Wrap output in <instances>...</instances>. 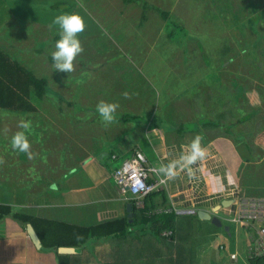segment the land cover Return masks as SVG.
Instances as JSON below:
<instances>
[{
    "label": "crops",
    "instance_id": "1",
    "mask_svg": "<svg viewBox=\"0 0 264 264\" xmlns=\"http://www.w3.org/2000/svg\"><path fill=\"white\" fill-rule=\"evenodd\" d=\"M74 1L76 2H74V5L71 3L66 7L68 13H77V9H83L81 0ZM227 1L229 2L226 7L230 9H234L236 4H238L237 0ZM20 2L21 0H0V48L7 54V59H9L8 61H5L6 64H10L12 61L19 62L25 71L30 72L33 76L39 79H43L46 82V85L43 89H41V94H38V91L34 88L33 84L25 79L26 86L23 88L22 85H20L19 87L24 92H18L15 88L12 89V92H9L10 84L5 77L6 72H0V76L2 78L4 77L3 79L5 80V85L3 86V96L0 97L3 101H0V112H11L12 120H14L11 121L13 122L12 125L10 124L11 122L3 123L6 118L0 116V127H10L9 129L12 134H15V132L18 131L16 128L19 120H28L30 118V120L34 122L32 125L33 127L39 122V120H41V126L46 128L42 131L40 143H44L47 148V146L53 147L57 142V153H52L42 159L37 156L39 152L34 148L36 144L33 142L31 144V151L34 154V158H29L27 153L14 151L11 146L6 148L2 146L0 147V150L2 151H0V158H3L4 160V164L0 165V211L5 212L6 209L8 210L7 215L0 218V264H193L191 259H193V261H196V259L189 257L188 248L181 250L178 259L175 258V253L171 251L170 253L174 255V258L172 259L169 255L171 262L169 260V262L164 261L168 256L167 252H164L159 247L161 244L160 242L155 241L146 232L134 233L133 240H131V236L129 235L124 239L122 238L119 240L111 238L91 241L88 243V246H85L82 249L72 247L76 250V252L72 254H63L60 252V248H65V246L58 248V254L56 252L42 251L41 248L37 249L33 245L26 232V225L30 224L39 238L38 231L41 229L39 223L44 221L53 222V224H57L58 226L71 224L73 227H87L124 217L132 218L131 212V217H128V212L126 211V205L130 203L129 200L125 199V196L113 182L112 172L116 167H112V163H121L123 159L131 156L134 150H140L144 153L145 148L142 147L143 142H145L148 147V149L145 150L146 153H144L148 162L152 166L158 167L160 165L158 157L168 155L169 149L172 145H176L178 147L184 143L191 142L196 135H200L202 137L201 143L212 146L221 154V156H223L222 159L224 161V165L221 170L223 173L215 174L213 172V174H208L206 177L208 190L211 191H216L222 188V184L225 182V179H223L221 174L227 175L230 180H234L235 177H233L234 175H232V173L235 172V175L241 174L239 168L243 167V165L248 164L250 167L259 170V165H262L264 160V147H262L264 144H261L262 146H259L258 144V141H260L258 137L260 135L264 136V128L261 126L263 122H260V124L259 121L261 120L259 118H254L251 125H245L246 130L239 128L242 127V125L238 126V129H240L238 132L241 136V143L237 141L236 137H233L234 135L230 136L227 133H221V124L218 122L216 123L212 121L209 117H207L209 119H202L203 114L205 115L203 111L207 110L203 103L207 99L212 100V103L217 102L218 107H215L216 113L230 115L231 108H234L238 113L235 122L239 121L238 118L244 119L243 117L254 107L246 109L239 104L240 102H235V104L233 103L234 106L231 105V108H226L227 104L225 106L226 109L223 108L221 106L220 99L221 89L217 86L221 84V81H219L218 84L207 82L205 84L207 87L204 86L205 88L202 89V93L198 94L197 92L194 95L199 99L198 103H194L197 106L195 107L192 103L191 105H187L185 102L186 99L184 100V96L186 95L187 97L189 94H183L184 92L179 90L178 87H175V90L173 91L174 86L181 85L180 83L184 78L188 79V72L191 71L187 65L182 64V53L180 49L173 54V58L165 61L161 60L160 58H162L163 53L160 47L157 46L159 45V42L157 43L156 41L158 39L157 36V39H154L153 41L149 40L152 44L154 42L155 47L157 46L158 48L157 53L159 56L158 61L157 56L155 59V69L147 67L140 68L136 65V62L142 63V61H144V57L141 56L140 53H138L137 56L133 54L136 57V61L132 56H129L128 53H131L130 50L133 52L136 47L133 45V41L128 38V32L123 35L113 33V35H111V37H114L113 39H111L110 35H106V40L104 42L105 52L102 59L96 58L98 53H96V49L95 47L93 48L92 45L89 47L95 49L93 52L83 51L77 56V58H79L82 55V59L85 61V64L92 65L87 67V73L89 75H87V80L84 81L83 84L77 85V88H79L78 94L82 95L85 93L87 96L92 95L93 97L90 98V102L93 106L97 105L99 100L106 101L102 98H97L98 95L101 94L100 90H103V88H101L102 84L96 82V79H98L99 76L104 79L108 73L107 77H110L116 83H114L111 89H109V92H107L108 95L111 96V98L108 97L109 99L107 102L119 104V108L116 113L130 112L133 114H129L127 116L122 115V117L117 120L115 118V122L113 124H108L110 125L109 127H111L110 130H102V133L96 131L97 134L86 136L88 138H84L82 136H72V134L67 137L63 130L64 122L61 121L60 118L50 117V115L46 113L47 111L39 110V107L33 104L36 99H38L37 102L40 100V102H42V99L45 97L46 87L53 86L56 81H59L58 78L62 79L59 71H55L53 68V60L51 58V52L55 50L54 43L59 38L56 37L55 42H53L51 47H49L48 60H43L36 55L41 54L43 50H41L39 46H34L33 41L22 50L21 45L18 44L16 47L9 43V40L12 37H16L15 34H11L10 37L4 34L6 30L10 32L17 28H25V26L13 24L16 23V16H19L16 7L18 5H23L20 4ZM154 6L158 9L157 4ZM34 7L36 6L30 4V7L26 8L32 9ZM40 8L45 9L46 5H43V7ZM261 9L264 10L263 4L261 5ZM149 11L155 12L153 10H148L145 16L142 12V16H140L141 21L148 19L147 13ZM231 12H233V10ZM29 14H31L32 19L28 17L26 12L23 14V19L27 22L26 27L28 32L31 31L32 33L33 29L31 26H33V28L34 26H37L39 28L38 31L41 33L39 36L42 37L43 40L48 34L46 28L40 25L38 20H35L34 12ZM93 22L95 26H98L95 21ZM139 26H142V24L140 23ZM235 26L236 25L231 26L227 23H221V29H219L221 32L219 44L222 45V40H224L226 35L231 41L233 40L234 43L236 42L233 35L230 34L232 31H237ZM187 27L193 28V24H190ZM8 28L11 29L8 30ZM200 28L195 29L198 30ZM100 30L103 29L101 28ZM207 31L209 32V35H213L211 31ZM30 37L33 38L35 36L30 34ZM27 39H29L30 42V38L28 37ZM108 41H110L116 49L115 51L112 49V45H109ZM140 43L145 46L141 49L151 47V43H147L145 40H141ZM189 43L190 44L186 46V53H188L192 59H198L196 63L199 65H195V67L201 68L204 65V62H206L204 59L205 54L203 55L198 51L199 46H197L196 43ZM139 45L142 46L141 44ZM132 47L135 48L133 49ZM226 49L232 51V48ZM17 50H19V52H17ZM227 50H222L223 52H221V57L219 59L216 56L217 64L219 66L221 65V67L215 71L220 73L224 72L221 71V68H223L222 64H224L225 67L229 66L224 62L228 60L233 52L226 56L228 53ZM115 52L120 53L119 57H116L117 59L112 56ZM195 53L199 56L198 58L195 56ZM15 55L17 57H15ZM114 60L121 61L116 63ZM107 65L109 67L115 65L117 69L113 67V70H109ZM78 68H80V66L76 69ZM102 69H106L107 73H105ZM236 72L237 70H232L231 73L233 74H231V76H234ZM147 74L151 75L153 78L155 76L157 77L158 74L160 75L158 78L162 79L161 87L164 88L167 98L161 100V98L159 99L160 96L157 89L152 88L150 85L142 86V82L140 83L138 79L142 77L146 81ZM170 75L174 77H171ZM91 77L92 79L90 81ZM169 77H171L173 81H170ZM237 77L241 76L236 75V78H233L235 82H237ZM131 78H133L132 80H135L133 81L134 83L129 84L128 80ZM133 84L135 86L134 91L136 89L138 91L140 88L139 90L141 94H144V98L141 103L143 107L134 106L133 104L130 105L129 97L134 93L132 89L130 90L129 88L128 90L127 88ZM98 85L101 87H98ZM211 85H213L212 87L217 86L215 88L219 89V93L217 92L211 94V91H213V89L210 88ZM62 87L65 88L66 86L62 85ZM74 87L76 88L75 85ZM123 89H127V91H124ZM235 91L236 94L239 90L236 88ZM244 92L245 91L242 90L240 94L237 95L239 96ZM120 93L121 95L119 97L115 96V94ZM125 93L127 96L124 95ZM16 95H19L20 97H17ZM212 95H218L219 99H216V96L214 99H211ZM149 96L150 99H148ZM179 103H182L180 108H178ZM236 103L237 106H235ZM63 104L66 106L68 105L66 102H63ZM175 104H177L176 107ZM172 105H174V107H172ZM44 106L46 105L43 104L40 108ZM183 107L186 111H188L187 117L183 116L185 112L178 111L183 109ZM140 110H143V113L147 112L145 122L143 121L142 123L143 127L140 125L139 121L135 120L138 118ZM240 111H242L244 115H240ZM197 112L199 113L197 114ZM27 114H30L31 116L28 117L26 116ZM58 114H60V111ZM157 114L162 116L165 123L169 126V129H166V131L162 130L161 122L158 123L155 121ZM179 114L184 118H190L192 115L194 118L197 117V119L194 120L197 122L195 131H183L182 125L186 122H192L193 119L190 121H179ZM130 118L133 119L130 120ZM199 121H201V123ZM46 124H48V127ZM215 125H217V127H215ZM250 126H253V128ZM181 131L183 133H180ZM234 131L236 135L239 134L238 132L236 133V129H234ZM255 131L257 132L256 135H258V137H256ZM56 133H58L57 138ZM125 134L128 138L124 137ZM229 137L233 142L232 149H229V147L226 146L227 144L224 143V140L227 141ZM241 147L246 150L242 152ZM7 149L8 152L4 151ZM112 154L116 155L115 161L112 159L110 160V156ZM236 159H239V163H235ZM243 159L250 161L245 162ZM165 160V164L169 163L167 157H165ZM259 172L264 174V169L259 170ZM254 174L255 173L252 172L250 174L252 177L250 180V187H253L252 185H254L255 189H257L256 187L259 185L258 182L261 180H256ZM235 179L240 181L237 177ZM236 183H238L237 180ZM239 187L242 193L245 186L243 187L239 185ZM159 201L160 200L157 198L155 199V202L159 203ZM154 210H157L155 212L153 211L154 213H158L161 209L158 207ZM191 213L197 214V212L193 211ZM15 214L18 215L19 218L21 217L22 220H29L31 223L27 221L28 223L25 224V228L21 227L19 222L16 221L17 219H14L12 216ZM222 225L229 227V230L231 228V226L227 223H223ZM221 229L222 228H220V230ZM219 232L211 234L214 236L213 239L217 254H219L218 252H221L218 248V244H220L218 242L219 236L224 232L229 235L226 231L223 233L222 231L220 233ZM239 232L240 230H235L236 246L239 244V236H237ZM170 239V241L173 240L172 243L175 244L178 239L177 234L173 233ZM200 240L201 237L197 242L200 248L196 254L201 253V250H204L202 247L206 244L205 242H200ZM223 244L224 243L221 245ZM223 246L229 254L231 252L229 250V246H226L225 244ZM236 246L234 247V250L238 251ZM202 254V257L199 256L202 263L200 258H198V261L194 262V264H221V261L224 260H221L219 255L215 256L218 258L216 260L210 258L205 251ZM225 261L227 262V260ZM232 262L233 263L227 262V264H241L237 263V260Z\"/></svg>",
    "mask_w": 264,
    "mask_h": 264
},
{
    "label": "rangeland",
    "instance_id": "2",
    "mask_svg": "<svg viewBox=\"0 0 264 264\" xmlns=\"http://www.w3.org/2000/svg\"><path fill=\"white\" fill-rule=\"evenodd\" d=\"M144 1L147 2L148 5H152V6L157 4L158 9H156V12L158 11L168 12L169 14L168 18H170L171 15H173V17H171L169 20L170 22H174L173 23L174 27L167 20V18L166 21H164L161 18V16L151 11L147 13L148 19L141 21L140 16H142V10L139 6L137 7L136 4L134 3L127 4V3H123L121 0H81L83 9H79V10L77 9L76 12L83 17L86 25L85 30L79 34V39L81 40V44L84 51L93 52L96 49V53H98L96 55V58L102 59L104 57V52H105L104 42L106 40V35H110L111 37L113 33H117V35H123L128 32L127 35L128 38L133 41V45L136 47V49H134L135 47H132L134 51L132 52V50H130L132 54L128 53L129 56H132L133 59L136 60L135 56H137L138 53H140V55L144 57V61H142V63L136 62V65L139 66L140 68L147 67V68L155 69L154 66V64L156 63L155 59L157 56V61H158V56H159L157 53L158 52L157 46L160 47L163 53L162 58L160 57L159 58L164 61L173 58V54L180 49L182 53L181 54V61H183L182 64L187 65V67L191 71L188 72L187 75L188 79L184 78L180 83L181 85H177L173 87V91L175 90V87H178L179 90L184 92L183 94L185 93L187 95L189 94L187 97L186 95L184 96L185 97L184 100L186 99L185 102L187 105L188 104L191 105V103L192 104L198 103L199 99L197 96L194 95L197 92L198 94L202 93V89L207 87L205 86L207 82L218 84L219 81H221V84L217 86H219V88L221 89L220 99H221V106L223 108H225L226 104H227L226 108H231V105H233V103L235 104V102L238 103L240 102L239 104L246 109H250L251 107L254 108L251 109L250 112L243 117L244 119L238 118L239 121L235 122L238 113L234 108H231L230 115L229 114L223 115L221 113H216L215 107H218L217 102L212 103V100L207 99L203 103V105L206 106L207 110L203 111L205 115L203 114L202 119L210 118L212 119V121L216 123L218 122L219 124H221L220 126L221 133H227L230 136L234 135L233 137H236L239 143H241L240 142L241 136L240 133L238 132L240 130L238 129V126L242 125V127L239 128L245 129L246 128L245 125L247 126L251 125L254 118H259L261 120L259 121V123L263 122L261 126H263L264 128V10H262L263 8L261 9V5L262 4L264 5V1L254 0L253 2V0H237L238 4H236L234 9H230L226 7V5L229 2L227 0H144ZM74 2H75L74 0H65V1L21 0L20 4L23 5L22 6L18 5L16 7L19 16H16L17 17L16 23L13 24H17L19 26H25V28L22 29L17 28L14 31L12 30L10 32L6 30L4 34L8 35L9 37L11 34H15L16 37H12L9 40V43L13 44L16 47L18 44L21 45L22 50L33 41L34 46H39L41 50H43L41 54H36L37 57H40L43 60H48L49 47H51L52 43L55 42L56 37L59 38L58 26L53 25L52 22L55 19V17H57L58 15L63 13H68L66 7L69 6L71 3L74 5ZM30 4H33V6L36 7L32 9L26 8V7H30ZM43 5H46L45 9L40 8L43 7ZM232 10L233 12H231ZM25 12L27 13L30 19H32V17L31 14L29 13L34 12L35 20H38V23L46 28L48 34L45 36L43 40L42 37L39 36L41 33L40 31H38L39 28L37 26H34V28L33 26H31L33 31L32 33L31 31L28 32L26 27L27 22H25V20L23 19V14H25ZM41 20H43L44 22ZM93 21H95L98 24V26H95ZM140 23L142 24V26H139ZM221 23L222 24L227 23L230 24L231 26L236 25L235 28L237 29V31H232L230 33L233 35V38L236 40L235 43L233 40L231 41L226 35L224 37V40H222V45L219 44V39L221 38L220 35L221 32L219 31V29H221ZM190 24H193V28L187 27ZM161 26H162V30H161ZM167 26L173 28L171 29L169 27L166 28ZM101 28L103 30H100ZM195 28H200V29L196 30ZM9 29L11 28H8V30ZM207 30L211 31L213 35H209V32ZM167 32H168V36H167ZM30 34H32L35 37L33 38L30 37ZM28 37L30 38V42L29 39H27ZM113 38L114 37H111V39ZM154 39H157L156 40L157 43L159 42V45H157L156 47L154 45L155 44L154 42L153 44L152 42H149V40L153 41ZM141 40H145L147 43H151L152 48L148 47L147 49H141L145 47L144 45H142V43H140ZM189 42L196 43V45L199 46L198 51L203 55L205 54L204 59L206 62H204V65L201 68L195 67V65L196 66L199 65L196 63L198 59H192L188 55V53H186V46L190 44ZM108 43L109 45H112L110 41H108ZM139 44H141L142 46H140ZM91 45L93 48L95 47V49L90 48L89 46ZM111 47L114 51L116 50L113 47V45ZM226 48L228 49L232 48V51H229ZM222 50L228 51L226 56L230 55L232 52L233 53L228 58L227 60L228 62L227 61L224 62L225 64L227 63L229 66L225 67L224 64H222L223 68H221V71L224 72L220 73L215 71L216 69L220 68V66L217 64L216 56L219 59L221 57V52H223ZM17 52H19V50H17ZM119 55L120 53L115 52L113 53L112 56L116 58L117 56L119 57ZM195 56L197 58L199 57L196 53ZM15 57L17 56L15 55ZM82 57H83L82 55L79 58L76 57L74 61L75 70L73 72L71 73L59 72L62 79L58 78L59 81H56V83L53 86L46 87L45 97L42 99V102H40L41 100L37 102L38 99H36L33 103L34 105H37V107H39V110L47 111L46 113H48L50 117L60 118L61 121L64 122V126H63L64 129L63 128L62 129L66 133L67 137L70 134H72V136H78V137L82 136L84 138H88L86 136L97 134L96 131L102 133V130H110L111 127L109 126L115 122L114 121L110 125H105L101 121L99 114L96 112V105L95 106L91 105L90 98L93 96L92 95L87 96L85 95V93H83L82 95L78 94L79 88H77V85H81L84 83V81L87 80V75H88L87 67L92 66L91 64H85V61H83ZM121 60H114V61H116V63H119ZM179 60H180V56H179ZM79 66L80 68L76 69ZM107 67L109 68V70H113L112 69L113 67L117 69L115 65H113L112 67H109L107 65ZM102 70L105 73H107L106 69H102ZM232 70H237L238 72V73L236 72V74L234 75L235 77L231 76V74H233L231 73ZM158 73L161 74L160 72ZM159 74L157 75V77L155 76L154 78L151 77V75L147 74L146 81L142 77L138 79V81L140 83L142 82V86L150 85L152 86V88L157 89L159 91V96H160L159 99L161 98V100H164L165 98H167V95H165L164 88L161 87L162 79L158 78L160 76ZM236 75L242 77V78L237 77L238 78L236 79L237 82L233 80V78H236ZM107 76H105L106 78L104 79L101 78L100 76L98 79H96L97 83L102 84V87L99 85L98 87L103 88V90H100L101 94L98 95L97 98H102L106 100V102L109 98H111V96L108 95L107 92H109V89H111L114 83H116L114 80H112L110 77L108 78ZM171 77H169V80L173 81ZM91 79L92 77L90 78V81ZM132 79L133 78L128 80L129 84L134 83L133 81L135 79L134 80ZM60 84L66 87L64 88ZM74 85L76 86V88L74 87ZM212 86L213 85H211L210 87L211 89H213V91H211V94L217 93L219 90L218 88H215L217 86L214 87ZM129 88L130 90L132 89L134 93L129 97L130 105L133 104L134 106H138V107L142 106L141 103L144 98V94H141L139 90L140 88L138 87L139 88L138 91L137 89L134 91L135 89L134 84L132 86H129L127 89L129 90ZM236 88L239 91L235 94ZM127 89H123V90L127 91ZM242 90H244L245 92L238 96L237 94H240ZM120 95L121 93L115 94V96L117 97H119ZM215 96L216 99H219L218 95H212L211 99H214ZM148 99H150V96L148 97ZM63 102H66L68 105L67 106L64 105ZM181 102L184 103L183 101ZM182 103H179L178 108H180V105ZM43 104H45L46 106L40 108V106L41 105L43 106ZM176 106L177 104H175V107ZM194 106L196 107L197 105L194 104ZM235 106H237V103ZM172 107H174V105H172ZM59 111L60 114H58ZM178 111L185 112L183 116L187 117L188 111H186L184 107L183 109ZM198 113L199 112H197V114ZM129 114L131 115L133 113L130 112L116 113L115 114L116 120L118 118H121L122 115L127 116ZM239 114L244 115L242 111H240ZM0 116L6 118L5 122L3 123L6 122L9 123L11 121H14L12 120L11 112L2 111L0 112ZM26 116L29 117L31 115L27 114ZM146 117H147V112L143 113V110H140V114L138 115V118H136L135 120L139 121L140 125L142 126V123L143 121L145 122ZM179 117L182 118V119L179 118V121L181 120L190 121L193 119L192 122H186L182 125L183 131L184 130L195 131V128L197 127V122L194 120H196L197 117L194 118L192 115L190 118H184L180 116V114ZM28 120H30V118ZM155 121L158 123L161 122V127L163 131L169 129V126L165 123L164 118L162 116H159L157 114ZM199 122L201 123V121ZM10 124L12 125L13 122H11ZM31 124L33 125L34 122L31 121ZM46 125L48 127V124ZM250 127L253 128V126ZM9 128L4 126L0 127V147L2 146L6 148L11 146L10 140L14 134H12ZM45 128L46 127L41 126V120H39V122L36 123L34 127L33 126L31 127L30 131L26 132L30 144H32V142L36 144L34 148L39 152L37 156L41 157L42 159H44V157L52 153H57V142L53 147L47 146V148L45 147L44 143H40L41 134ZM16 129L18 131L21 130L18 127ZM234 129H236V133L238 132L239 134L236 135ZM256 134L257 132L255 131V135ZM57 136L58 133H56V138ZM187 136H191V135H187ZM124 137L128 138L126 134ZM256 137H258V135H256ZM258 138L260 140L258 141V144L259 146H262L261 144H264V136H259ZM224 141H225L224 143L227 144L226 146H228L229 149L233 148L232 146L233 142L232 139H230V137L227 141L226 140ZM142 147H144L145 150L148 149L145 142H143ZM145 150L144 153H146ZM245 150H246L245 148L241 149L242 152H244ZM4 151L8 152V149ZM221 157L223 158V156ZM235 163H239V159H236ZM119 164L120 162H113L112 167H117ZM259 166H260L259 170L264 169V160H263V164L262 165L260 164ZM239 170L241 174L235 175L234 172L232 173V175H234L233 177L235 178L237 177L240 180L238 181V179L234 178L235 182L237 180L240 186L243 187L245 186L243 189L244 191H242L241 194L244 197H249V198H256L254 196H257L258 198H264V177H260V176H264V174L260 173L258 169L250 167L248 164L243 165V167L239 168ZM251 172L255 173L254 175L256 180L258 181L261 180L260 182H258L259 185L256 187L257 189H255L254 185H252L253 187H250L251 184L250 180L252 178L250 175ZM245 188L247 189V192ZM141 200H142L140 201L141 205L139 206L140 208L143 207L145 208V201L147 202V198H143ZM130 201L132 200H129V202ZM163 209L168 210V207L166 206ZM153 211L155 212L157 210L147 209L145 210L144 214L150 216L154 214ZM176 215L182 217L183 218L182 222H185L183 229L178 230L179 234L178 232L176 233L178 237L177 244L180 247L188 248V254L190 258H194L196 259V261H198V258H200L199 256L202 257L203 256L202 253L205 251L210 258L216 260L218 258L215 256L219 255L221 260L224 259L221 261V264H227V262L233 263L229 257L226 248H224V250H221V252H218L219 254H217L213 239L214 236L211 235L214 233L213 232L214 228L211 224H207L208 229L210 231H206L207 229H202L201 227V226L204 227L206 225L205 223L198 224L197 222H190L189 218L187 217L192 215L197 216L196 213L192 215H189V213L188 215H183V214H176ZM211 216L213 217V215ZM221 223L223 224L225 223V221L222 220ZM222 230H218L215 233L219 231L220 232L222 231L223 233L224 229L222 228ZM226 232H228L229 235L224 232L219 236L218 242L220 244L224 243L226 246L228 245L229 250L232 252L234 251V247L236 246L235 227L231 225L230 230ZM237 236H239L238 237L239 244L236 247L238 248V252L240 255L239 258L237 256L238 258L237 263L252 264V261L255 262V260H249L246 255V250L250 246V241L252 237L251 233L248 231L245 232L244 230L241 229ZM200 237H201L200 242L203 243L205 242L206 244L205 246L202 247L204 248V250L203 251L201 250V253L196 254L198 252V249L200 248V246L197 244ZM169 240L171 239H167L166 241ZM167 244L168 243H163L160 244L159 246L164 252H167L168 254L167 256L168 259L166 257L164 261H168V260L170 261L169 255L172 259L174 258V255L170 253L171 251L174 250H172V248L167 247L166 246ZM225 260H227V262ZM196 261L195 260L193 261V259H191V262H193V264ZM259 261L261 262V264H264V258L263 260H258L256 263L260 264ZM167 264H172V263H167Z\"/></svg>",
    "mask_w": 264,
    "mask_h": 264
},
{
    "label": "built area",
    "instance_id": "3",
    "mask_svg": "<svg viewBox=\"0 0 264 264\" xmlns=\"http://www.w3.org/2000/svg\"><path fill=\"white\" fill-rule=\"evenodd\" d=\"M191 142L180 146L172 145L169 154L158 157L159 163L177 158ZM208 153L206 160L193 166L196 179H189L187 170L178 169L174 179H167L157 174L158 167L152 166L147 157L140 150H134L132 155L125 158L121 165L112 172V179L116 187L125 196L132 200L136 207H140L141 199L152 192L164 191L169 200L168 210L161 209L158 213L184 214L187 212L204 211L225 221L235 230H244L251 233L250 246L246 250L249 260L264 256V198H249L241 194L238 183L230 180L227 175L221 174L225 182L222 188L216 191L208 190L206 177L213 172L223 173L224 161L221 154L209 144L201 143ZM112 159H116L113 155ZM208 190V191H207ZM221 216V217H219ZM171 230L163 231L162 236L170 239ZM220 250L224 246L218 244ZM239 258V252L229 253L232 261Z\"/></svg>",
    "mask_w": 264,
    "mask_h": 264
},
{
    "label": "trees",
    "instance_id": "4",
    "mask_svg": "<svg viewBox=\"0 0 264 264\" xmlns=\"http://www.w3.org/2000/svg\"><path fill=\"white\" fill-rule=\"evenodd\" d=\"M123 3H134L136 6L140 7L143 15L145 16L146 12L148 10H153L156 12V7L152 5H148L147 2L144 0H121ZM158 11V10H157ZM161 18L166 21L170 22V18L173 17L171 15L170 18H168L169 14L168 12H156ZM173 26L174 22H170ZM180 26V25H179ZM173 28L170 26H167L166 28ZM179 28V27H178ZM175 29V28H174ZM180 29V28H179ZM168 35V32H167ZM7 54L2 51L0 48V72H6V78L8 83L10 84V91L12 92V89L15 88L18 92L23 91L19 87L22 85L24 88L25 85V79L28 80L31 84H33L34 88L38 91V94H41V89L46 85V82L43 79H39L35 76H33L30 72L25 71L23 66L16 61L10 62V64H6L5 61H8ZM222 64V63H221ZM221 67V65H220ZM4 78V77H3ZM0 76V97L3 96V86L5 85V80ZM24 92V91H23ZM17 97H20L19 95H16ZM0 101L3 102L0 98ZM133 118H130L132 120ZM212 124V123H211ZM217 127V125H215ZM185 132V131H184ZM180 133H183L182 131ZM262 136V135H260ZM112 154L110 156V160L112 159ZM116 156V155H115ZM113 160V159H112ZM124 160V159H123ZM244 160V159H243ZM115 161V159L113 160ZM250 161V160H244ZM253 161V160H251ZM122 163V162H121ZM121 163L116 167L118 168ZM114 168V170L116 169ZM113 170V171H114ZM247 192V189H246ZM147 202L145 201V208H138L135 206L133 201H130L131 203V214L132 218H121L117 220H111L107 222H103L96 225H90L87 227H73L71 225H57L53 224V222H40L39 225L41 226V232L39 233V239L41 241V250L47 251V252H56L58 254V248L61 246L65 247H75L78 249H82L85 246H88V243L95 240H102V239H124L127 236H131V240H133V234L136 232H146L148 233L155 241L163 243H168L166 246L169 248H172L175 253V258L178 259L180 256L181 250H183V247H180L177 242L175 244L172 243V241H166L168 238L162 237V232L171 230L173 233H177L178 230H182L183 226L185 225V222H182V217L174 214V213H154L150 216H147L144 214L145 210H154L155 208L163 209L166 206L169 205L168 198L165 192H152L147 197ZM160 200L159 203L155 202V199ZM168 203V204H167ZM8 210L6 209L5 212L0 211V218L5 217L7 215ZM189 215H192L194 213L188 212ZM188 213L183 215H188ZM14 219H17L16 221L19 222L21 227L25 228V224L28 223L29 220H22L21 217L19 218L18 215H12ZM190 220V222H197V223H205L206 225L202 227V229H207L206 231H210L208 229L207 224H210L209 222L203 221L198 219L197 216H187ZM196 217V218H195ZM22 220V221H21ZM30 222V221H29ZM31 223V222H30ZM212 225V224H211ZM61 226V227H60ZM213 226V232L220 230V228ZM222 230V229H221ZM223 231V230H222ZM179 234V232H178ZM180 236V235H179ZM60 257V256H59ZM264 256L255 259V262L252 261V264H256V261L263 260Z\"/></svg>",
    "mask_w": 264,
    "mask_h": 264
},
{
    "label": "clouds",
    "instance_id": "5",
    "mask_svg": "<svg viewBox=\"0 0 264 264\" xmlns=\"http://www.w3.org/2000/svg\"><path fill=\"white\" fill-rule=\"evenodd\" d=\"M52 23L58 26L59 30V39L55 43V50L51 52L53 68L55 71L71 73L75 70L74 61L76 57L84 51L79 39V34L86 27L84 19L79 13H63L55 17ZM124 95L127 96L126 93ZM118 108L119 104L117 103L101 100L96 105V112L99 114L101 121L108 125L115 121ZM17 127L21 130L15 132L11 137V148L20 153H27L29 158H34L30 141L26 135V132L30 131L32 127L31 121L21 119ZM201 141L202 137L196 135L177 158L170 160L167 164L161 163L156 169L157 174L167 179H174L178 175V169H185L188 172L189 179H196L193 166L208 157ZM2 164H4V160L0 158V165Z\"/></svg>",
    "mask_w": 264,
    "mask_h": 264
},
{
    "label": "water",
    "instance_id": "6",
    "mask_svg": "<svg viewBox=\"0 0 264 264\" xmlns=\"http://www.w3.org/2000/svg\"><path fill=\"white\" fill-rule=\"evenodd\" d=\"M126 211L128 212V217H131V214H130L131 203H128L126 205ZM197 216L199 219H201L203 221H209L212 225H214L217 228H223L224 231L229 230V227L223 226L221 221L217 217H215V216L212 217L207 212L200 210L197 212ZM26 232H27L30 240L32 241L33 245L35 246V248L40 249L41 248L40 240H39L37 234L35 233L33 227L30 224L26 225ZM60 252L63 254H72V253H75L76 250L72 247H65V248H60Z\"/></svg>",
    "mask_w": 264,
    "mask_h": 264
}]
</instances>
